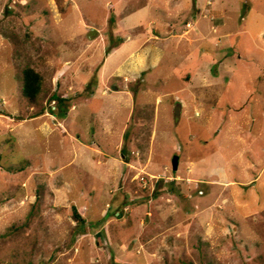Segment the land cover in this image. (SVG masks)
Instances as JSON below:
<instances>
[{
  "label": "rangeland",
  "instance_id": "1",
  "mask_svg": "<svg viewBox=\"0 0 264 264\" xmlns=\"http://www.w3.org/2000/svg\"><path fill=\"white\" fill-rule=\"evenodd\" d=\"M0 264H264V0H0Z\"/></svg>",
  "mask_w": 264,
  "mask_h": 264
},
{
  "label": "trees",
  "instance_id": "2",
  "mask_svg": "<svg viewBox=\"0 0 264 264\" xmlns=\"http://www.w3.org/2000/svg\"><path fill=\"white\" fill-rule=\"evenodd\" d=\"M42 88L41 75L30 66L22 69L20 93L28 101L29 104H36L37 96L40 94ZM74 216L79 220L82 217L74 211Z\"/></svg>",
  "mask_w": 264,
  "mask_h": 264
},
{
  "label": "water",
  "instance_id": "3",
  "mask_svg": "<svg viewBox=\"0 0 264 264\" xmlns=\"http://www.w3.org/2000/svg\"><path fill=\"white\" fill-rule=\"evenodd\" d=\"M170 163H171L172 170H175L176 167H177V163H178V156L177 155H173L171 160H170Z\"/></svg>",
  "mask_w": 264,
  "mask_h": 264
}]
</instances>
